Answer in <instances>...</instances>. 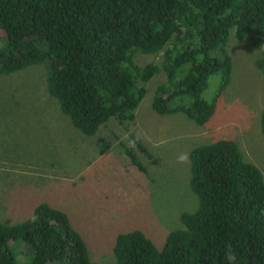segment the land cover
Listing matches in <instances>:
<instances>
[{
    "label": "trees",
    "instance_id": "16d2710c",
    "mask_svg": "<svg viewBox=\"0 0 264 264\" xmlns=\"http://www.w3.org/2000/svg\"><path fill=\"white\" fill-rule=\"evenodd\" d=\"M260 49L264 72V0H0V74L30 65L47 67L46 87L60 110L86 135L111 117L134 119L146 83L163 69L152 108L182 112L203 125L213 116L230 82V29ZM136 52L161 54V64L134 62ZM220 84L203 97L209 77ZM264 135V107L260 115ZM131 143L147 149L135 133ZM130 161L146 172L133 147ZM191 190L198 205L181 212L182 227L170 230L161 247L139 229L119 232L116 264H264V175L228 138L192 148ZM31 251L26 264H101L91 260L79 230L63 210L38 203L20 222L0 221V264H22L16 245Z\"/></svg>",
    "mask_w": 264,
    "mask_h": 264
},
{
    "label": "rangeland",
    "instance_id": "374dc122",
    "mask_svg": "<svg viewBox=\"0 0 264 264\" xmlns=\"http://www.w3.org/2000/svg\"><path fill=\"white\" fill-rule=\"evenodd\" d=\"M226 48L230 82L203 125L182 112L153 110L155 89L166 79L163 69L146 83L133 120L122 124L111 117L93 135L76 128L48 93L44 64L0 74V221L20 222L46 202L66 212L91 260L116 264L112 246L119 232L139 229L161 247L170 230L182 227L181 212L196 209L189 164L178 163V154L228 138L264 175V72L255 63L261 51L248 37L238 39L234 28ZM133 59L140 66L160 65L162 57L136 52ZM220 79L219 73L209 77L206 100L212 99ZM130 132L147 149L133 147L146 172L125 152L132 147ZM29 249L16 245L22 264L30 260Z\"/></svg>",
    "mask_w": 264,
    "mask_h": 264
},
{
    "label": "clouds",
    "instance_id": "9594fccd",
    "mask_svg": "<svg viewBox=\"0 0 264 264\" xmlns=\"http://www.w3.org/2000/svg\"><path fill=\"white\" fill-rule=\"evenodd\" d=\"M130 146L135 147L134 143H131ZM177 162L181 164H189L190 163V154L188 152H182L177 156ZM226 258L230 262V264H235L237 257L234 254L231 248H228L226 251Z\"/></svg>",
    "mask_w": 264,
    "mask_h": 264
}]
</instances>
